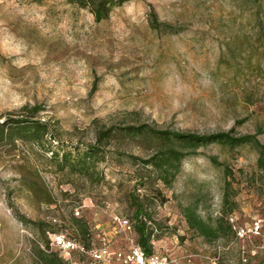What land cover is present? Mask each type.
Returning a JSON list of instances; mask_svg holds the SVG:
<instances>
[{"label":"rangeland","instance_id":"1","mask_svg":"<svg viewBox=\"0 0 264 264\" xmlns=\"http://www.w3.org/2000/svg\"><path fill=\"white\" fill-rule=\"evenodd\" d=\"M149 11L170 27H150ZM20 116L47 133L40 145L0 142V264H35L37 249L53 250L50 230L76 236L75 208L90 243L126 250L133 234L114 218L131 220L137 203L167 264H264V171L251 146H185L169 184L140 161L169 145L159 138L115 132L85 170L74 153L97 129L139 124L264 143V0H127L99 22L66 0H0V121ZM56 149L71 152L63 165ZM185 206L229 231L205 240Z\"/></svg>","mask_w":264,"mask_h":264},{"label":"trees","instance_id":"2","mask_svg":"<svg viewBox=\"0 0 264 264\" xmlns=\"http://www.w3.org/2000/svg\"><path fill=\"white\" fill-rule=\"evenodd\" d=\"M69 3L75 4L81 8H87L92 14L93 20L99 22L107 18L108 13L112 6L122 4L127 0H66ZM148 23L150 27L154 29H160V27H170L167 24L159 23L156 21L154 13H148ZM24 109H28V116L32 117L34 113L41 110L42 107L38 104L31 106H22ZM257 131V130H256ZM115 132H122L128 136L136 135H148L150 137L159 138L162 141L169 143L167 146L158 147L147 158L140 159L144 165H149L158 171V177L164 184H169L174 174L178 171L181 161L190 155L188 152L183 151V147H196L208 144H220L227 146L228 148L238 147L242 145L251 146L256 152L255 166L257 169L264 171V143H260L255 137L256 134H231V131H220L209 134H193V133H180L171 130L154 129L146 124H139L136 126H108L105 128L97 129L94 133V144L85 146L82 150H75L74 153L77 160L80 162V169H88L90 166L85 160L96 158L102 152V146L109 143L110 139L115 135ZM47 133V123L27 116L20 117H6L0 121V142L14 140H23L35 144H41L44 141V137ZM46 147L50 148L49 142H46ZM177 143L180 146L175 147L172 144ZM48 145V146H47ZM45 148V149H47ZM180 148V149H179ZM69 150H50V155L53 159L60 160L63 165L69 160ZM59 155V156H58ZM213 161V159H212ZM61 165V166H62ZM85 168V169H84ZM225 197V196H224ZM142 206L137 203L136 208L132 214V219L128 220L130 228L127 233L132 235V243L140 246L146 253H150L151 248L150 241L154 242L156 228L149 218L142 214ZM75 223L76 236H66L65 234L56 230H50V234L61 233L66 238L75 241L85 251L91 249L94 246L89 242V230L84 220L80 217L72 216ZM183 217L187 226L192 229L196 234L201 235L205 240H215L218 237L219 231L228 230L227 228L218 226H212L203 221L191 207L185 206L183 208ZM49 234V235H50ZM102 244V243H101ZM48 245L53 249H48L45 244L44 249H37V257L35 264H67L64 260V254L58 248L52 246L50 242ZM71 257L77 261H86L85 255L78 254L75 251L71 252Z\"/></svg>","mask_w":264,"mask_h":264},{"label":"built area","instance_id":"3","mask_svg":"<svg viewBox=\"0 0 264 264\" xmlns=\"http://www.w3.org/2000/svg\"><path fill=\"white\" fill-rule=\"evenodd\" d=\"M73 215L78 216L77 208L73 210ZM119 227L127 232L130 223L126 218H114ZM49 242L52 246L58 248L64 254V260L67 264H167V257L163 253L155 252L153 249L150 253H146L140 246L130 242L126 250H111L107 243L100 246L92 247L85 251L75 241L66 238L61 233L49 235ZM153 248V241H150ZM83 254L87 258L86 261H77L71 257V252Z\"/></svg>","mask_w":264,"mask_h":264}]
</instances>
